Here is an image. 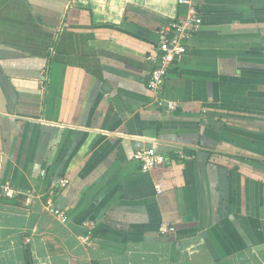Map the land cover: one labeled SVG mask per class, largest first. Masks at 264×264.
<instances>
[{
	"label": "crops",
	"instance_id": "obj_1",
	"mask_svg": "<svg viewBox=\"0 0 264 264\" xmlns=\"http://www.w3.org/2000/svg\"><path fill=\"white\" fill-rule=\"evenodd\" d=\"M192 3L154 93L177 0H0V264H264V0Z\"/></svg>",
	"mask_w": 264,
	"mask_h": 264
},
{
	"label": "built area",
	"instance_id": "obj_2",
	"mask_svg": "<svg viewBox=\"0 0 264 264\" xmlns=\"http://www.w3.org/2000/svg\"><path fill=\"white\" fill-rule=\"evenodd\" d=\"M193 0H177L179 6L185 7V14L181 17L169 21L163 28L158 45L153 53L146 58L151 71L147 80V87L151 92H160L163 81L167 76L168 70L175 61H178L186 52L189 40L193 33L202 24L201 16L192 3ZM160 109L173 111L176 109L174 101L160 98L157 100ZM133 160L139 164L143 172H147L163 163V157L153 149H138L133 153ZM44 173H41L43 176ZM68 185L67 179H60L56 189H63ZM1 193L5 197H13L15 193L8 187L1 188ZM56 190H49L45 200V209L50 212L61 223L66 222V215L63 211L54 206L53 198ZM171 226H160V233H172Z\"/></svg>",
	"mask_w": 264,
	"mask_h": 264
}]
</instances>
